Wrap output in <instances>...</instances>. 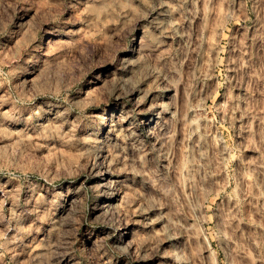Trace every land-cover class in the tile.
<instances>
[{
  "label": "rangeland",
  "instance_id": "1",
  "mask_svg": "<svg viewBox=\"0 0 264 264\" xmlns=\"http://www.w3.org/2000/svg\"><path fill=\"white\" fill-rule=\"evenodd\" d=\"M0 264H264V0H0Z\"/></svg>",
  "mask_w": 264,
  "mask_h": 264
},
{
  "label": "bare ground",
  "instance_id": "2",
  "mask_svg": "<svg viewBox=\"0 0 264 264\" xmlns=\"http://www.w3.org/2000/svg\"><path fill=\"white\" fill-rule=\"evenodd\" d=\"M136 47H135V50H139L140 49V46H141V41L140 40H138L136 43ZM150 131V130H149ZM151 132V131H150ZM125 235V233H122V236H124Z\"/></svg>",
  "mask_w": 264,
  "mask_h": 264
}]
</instances>
